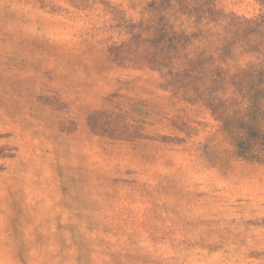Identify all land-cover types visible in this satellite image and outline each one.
Returning <instances> with one entry per match:
<instances>
[{
    "label": "rangeland",
    "instance_id": "obj_1",
    "mask_svg": "<svg viewBox=\"0 0 264 264\" xmlns=\"http://www.w3.org/2000/svg\"><path fill=\"white\" fill-rule=\"evenodd\" d=\"M0 264H264V0H0Z\"/></svg>",
    "mask_w": 264,
    "mask_h": 264
}]
</instances>
